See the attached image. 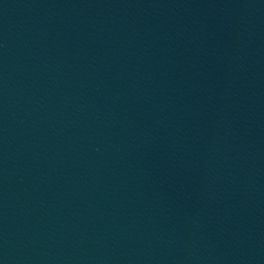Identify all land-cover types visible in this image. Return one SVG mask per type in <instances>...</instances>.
<instances>
[{"label": "water", "instance_id": "water-1", "mask_svg": "<svg viewBox=\"0 0 264 264\" xmlns=\"http://www.w3.org/2000/svg\"><path fill=\"white\" fill-rule=\"evenodd\" d=\"M0 264H264V15L0 87Z\"/></svg>", "mask_w": 264, "mask_h": 264}]
</instances>
